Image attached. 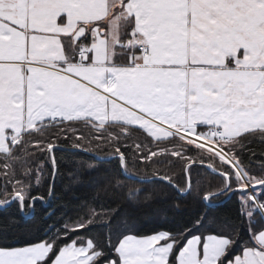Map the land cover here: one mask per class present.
I'll use <instances>...</instances> for the list:
<instances>
[{
    "label": "crops",
    "instance_id": "0c3cea01",
    "mask_svg": "<svg viewBox=\"0 0 264 264\" xmlns=\"http://www.w3.org/2000/svg\"><path fill=\"white\" fill-rule=\"evenodd\" d=\"M116 2L0 0V150L52 117L98 127L123 123L157 139L175 128L215 126L229 138L264 129V0H238L243 11L227 23L194 20L193 27L174 28L171 38L157 43L155 37L124 43L112 18ZM138 42L152 44L153 54L128 63L120 53ZM82 45L83 62L77 57ZM219 243L211 237L200 260L193 239L181 257L213 264L209 257ZM46 254L19 255L23 264H36ZM11 255L0 253L4 264ZM87 255L71 248L58 259L89 264L79 259ZM157 264H167L166 252Z\"/></svg>",
    "mask_w": 264,
    "mask_h": 264
},
{
    "label": "trees",
    "instance_id": "16d2710c",
    "mask_svg": "<svg viewBox=\"0 0 264 264\" xmlns=\"http://www.w3.org/2000/svg\"><path fill=\"white\" fill-rule=\"evenodd\" d=\"M121 3L118 0L115 7ZM122 31L125 43L128 39L124 36L125 29ZM262 134L264 129H256L217 142L234 159V165L219 153L176 133L157 139L139 127L123 123L98 127L85 120L62 121L24 131L6 150H0V178L9 184L15 181L16 196L20 195L21 184H34L36 180L41 182L40 191L47 192V181L54 175L51 166L54 162L60 172L55 176L57 187L80 189L77 193L80 199L68 204L53 197L58 211L49 224L59 227L64 220H74V227L94 226L92 235L99 241L110 234L115 243L122 231L138 236L152 234L153 228L166 222L158 202L170 201L166 205L170 207L181 196L180 209L184 215L176 214L173 209L168 220L187 222L203 211L210 212V223L219 226L230 217L229 208L235 205V199L225 201L231 192L229 186L239 178V186L247 187L245 167L256 173L251 180L264 179V172L256 166L259 161L250 154L253 149L264 154V144L257 139H264ZM12 195L13 192H8L5 202ZM205 200L210 202L207 207ZM223 202L221 208L211 207ZM7 215L0 212V229L6 225L16 231V239L34 233L43 223L37 217L17 230Z\"/></svg>",
    "mask_w": 264,
    "mask_h": 264
},
{
    "label": "snow or ice",
    "instance_id": "6c2138e0",
    "mask_svg": "<svg viewBox=\"0 0 264 264\" xmlns=\"http://www.w3.org/2000/svg\"><path fill=\"white\" fill-rule=\"evenodd\" d=\"M242 11L238 0H122L112 13V18L115 19L118 30L125 29L124 36L128 40L140 41L155 37L153 43H157L171 38L174 28L187 30L193 27L194 20L202 23L213 20L227 23ZM88 35L89 39L93 38L90 30ZM118 47L123 48L124 45ZM152 54V44L139 42L134 46L129 45L125 52L120 53L121 56H128V63H132L134 59L142 61L145 56ZM257 139L264 144V139ZM250 154L259 161L256 164L259 171L264 172V154L254 149ZM51 166L54 175L47 181V192L40 191L39 180L34 184H21L19 191L25 197L23 200L14 194L15 181L9 184L0 178V212L8 213L7 217L12 218L9 220L10 224L19 230L37 217L43 221L34 233H25L18 239L14 238L17 232L6 225L0 229V253L12 254L7 264H23L19 254L26 253L31 257L32 251L36 249H47V254L36 260V264H60L58 257L71 248L81 253L86 251L87 257L81 256L79 259H87L89 264H157V258L165 252L167 264H193L190 258H182L181 253L195 239L198 241L199 259L203 260L208 251L205 246L211 237L220 241L209 257L213 264H264V255L256 254H264V179L251 180L256 173L250 172L248 167H245L249 178L247 187L239 186V178L234 185L229 186L231 192L225 201L235 199V205L229 208L230 217L219 226L210 223V212L203 211L187 222L168 220V214L173 209L176 214L184 215L180 209L183 199L181 196L170 207L166 206L170 201L158 202L162 205L159 211L166 222L153 228L152 234L138 236L122 231L116 242L112 243L110 234H106L103 241L97 240L92 235L95 229L91 225L87 228L74 227V220H64L59 227L49 224L58 211L54 208L53 197L66 200L68 204L77 203L80 199L77 195L80 189L57 187L55 176L60 175L59 166L54 162ZM10 191L13 195L5 202L4 197ZM204 204L207 207L210 202L205 200ZM224 204L225 202L211 207L221 208ZM0 264H4L3 257H0ZM205 264L209 262L206 261Z\"/></svg>",
    "mask_w": 264,
    "mask_h": 264
},
{
    "label": "rangeland",
    "instance_id": "374dc122",
    "mask_svg": "<svg viewBox=\"0 0 264 264\" xmlns=\"http://www.w3.org/2000/svg\"><path fill=\"white\" fill-rule=\"evenodd\" d=\"M115 27L117 28V26H115ZM119 30H121V29H119ZM39 65H42V64H39ZM45 66H47V65H45ZM49 67L54 69V70L60 71L62 73H66L67 75H71V76L76 77L74 74H72L68 71L62 70L61 67H57V66H49ZM63 69H65V68H63ZM172 128H174V127H172ZM174 130L178 131L179 135L186 137L192 143H194L198 146L210 149L212 151H215V152L219 153L221 155V157L227 159L229 162H231L233 164L235 163L234 159L231 158L227 153H225L224 150L221 148V146L217 143V142H220L221 140L228 141V139H229V137H227L225 135L223 130L222 131L218 130V132L212 133L210 135L206 134V133L197 132L195 130H190L187 128H178V129L175 128ZM173 133H175V132L172 131L171 136L173 135ZM214 136H216V137H214Z\"/></svg>",
    "mask_w": 264,
    "mask_h": 264
},
{
    "label": "built area",
    "instance_id": "2783aa9c",
    "mask_svg": "<svg viewBox=\"0 0 264 264\" xmlns=\"http://www.w3.org/2000/svg\"><path fill=\"white\" fill-rule=\"evenodd\" d=\"M55 121H58V118H54V119H52V120H49L48 122H47V124H53ZM213 132H218V130H214Z\"/></svg>",
    "mask_w": 264,
    "mask_h": 264
}]
</instances>
